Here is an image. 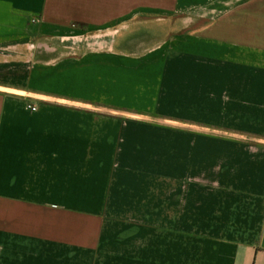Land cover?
I'll return each instance as SVG.
<instances>
[{
	"label": "crops",
	"instance_id": "0c3cea01",
	"mask_svg": "<svg viewBox=\"0 0 264 264\" xmlns=\"http://www.w3.org/2000/svg\"><path fill=\"white\" fill-rule=\"evenodd\" d=\"M0 264H264V0H0Z\"/></svg>",
	"mask_w": 264,
	"mask_h": 264
},
{
	"label": "built area",
	"instance_id": "2783aa9c",
	"mask_svg": "<svg viewBox=\"0 0 264 264\" xmlns=\"http://www.w3.org/2000/svg\"><path fill=\"white\" fill-rule=\"evenodd\" d=\"M35 20H36V19H33V21H35ZM30 109H31V110H35V108H34V107H31V106H30Z\"/></svg>",
	"mask_w": 264,
	"mask_h": 264
}]
</instances>
